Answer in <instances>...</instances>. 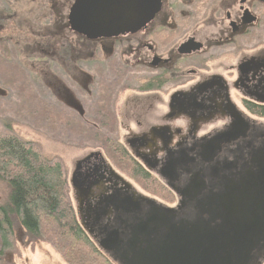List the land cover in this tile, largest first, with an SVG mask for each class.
Returning a JSON list of instances; mask_svg holds the SVG:
<instances>
[{"label":"flooded vegetation","instance_id":"1","mask_svg":"<svg viewBox=\"0 0 264 264\" xmlns=\"http://www.w3.org/2000/svg\"><path fill=\"white\" fill-rule=\"evenodd\" d=\"M49 1L59 12L56 25L46 28L44 42L30 43L37 46L32 51L41 54L38 58L54 64V73H42L41 81L66 119L109 139V145L75 143L71 147L81 153L69 169L63 166L76 220L98 250L90 232L99 228L85 224L88 216L94 220L92 210L105 197L112 201L133 190L177 208L192 179L191 159L202 164L209 142L234 126L239 129L214 151V162L235 163L237 151V164L244 169L234 174L254 172L252 152L264 140V127L248 106L264 107V0H136L151 10L149 21L136 32L109 37L73 30L78 0ZM115 1L110 0L132 2ZM12 16V0H0V43L8 44L11 56L13 21L39 34L37 18L26 25ZM6 95L0 85V97ZM246 143L250 146L240 151ZM20 245L28 253L41 251ZM21 257L22 251L9 264H30V258ZM45 259L40 264H59Z\"/></svg>","mask_w":264,"mask_h":264},{"label":"water","instance_id":"2","mask_svg":"<svg viewBox=\"0 0 264 264\" xmlns=\"http://www.w3.org/2000/svg\"><path fill=\"white\" fill-rule=\"evenodd\" d=\"M150 13L136 0L126 5L78 0L72 28L88 37L136 32ZM236 127L209 142L202 164L191 159L192 179L181 191L183 201L177 208L158 205L133 190L123 193L124 198L105 197L92 210L94 220L88 216L85 224L99 228L98 233L90 232L99 250L113 264H264V140L252 152L254 172L234 174L244 169L237 164V151L235 163L214 162V151L233 139ZM249 146L244 144L240 151Z\"/></svg>","mask_w":264,"mask_h":264},{"label":"trees","instance_id":"3","mask_svg":"<svg viewBox=\"0 0 264 264\" xmlns=\"http://www.w3.org/2000/svg\"><path fill=\"white\" fill-rule=\"evenodd\" d=\"M7 27L10 26L7 24ZM12 27V38H16V26ZM18 42L24 41L16 40L13 43L19 45ZM3 46L4 44L0 43V47ZM0 85L2 89H8L10 92L12 89L16 90L22 100H25L24 90L33 93L31 106L39 103L22 67L5 59L1 53ZM10 106L12 108V103ZM48 107L41 103L44 114L39 119L27 120L29 106L26 102H21V107L13 110L14 114L12 110H8L3 111L1 115H20L24 121L38 123V130L57 141L61 136L50 135L56 134L60 125ZM248 108L252 114L264 118V107ZM60 114L61 121H64L63 132L67 135L65 137L72 140L69 135L71 127L79 123L73 118L66 119L67 115L64 113ZM0 181L8 191L5 201L0 203V264H9L12 257L21 256L20 243L24 247H42L47 244L61 256L65 264H112L79 226L68 197L63 166L60 163H50L35 144L24 142L10 131L0 136Z\"/></svg>","mask_w":264,"mask_h":264},{"label":"rangeland","instance_id":"4","mask_svg":"<svg viewBox=\"0 0 264 264\" xmlns=\"http://www.w3.org/2000/svg\"><path fill=\"white\" fill-rule=\"evenodd\" d=\"M45 1V2H44ZM44 2V3H43ZM51 2L49 0H30V3H20L19 0H12V14L13 18L15 15L16 19L23 18L26 22V25L30 24L31 21H33L35 18H37V30L39 32L38 36L33 35V31H31L29 28H26L24 25L18 27H14L15 37L12 38V48L15 51L12 53V56L10 53L7 52L8 48L7 46H3L1 49H3V52L0 51V53L7 58L9 61H14L17 65L22 67L23 73L25 74L26 78L30 82V87L32 89V92H36V96L39 99V103L32 107L31 106V98L34 95L33 93H28L24 90V98L25 100H22V98H19V94L16 90L12 89V96L11 92L8 89L3 90L7 93V95L3 98L0 97V136L5 135L7 132H11L13 135L18 137L19 139L23 140L27 143L35 144L39 149L41 154L44 156V158L47 159L52 164L62 162L66 169H69L70 162L74 160V158L81 153L80 148L76 149L77 147H71L73 145H76L75 143L80 142V145H83L86 142L87 146H95V145H109L108 144V138L98 136L95 134L88 126L83 124L82 122H78L77 126H72V130L70 135V138L72 140H67L63 132V122L60 118V107H58L57 103L52 99L51 94L49 91H47V88L45 87V84L41 81L42 80V73H45L47 70L53 72L52 66L54 64L52 63V59L50 60H44L40 59L38 57L41 56L39 52L32 51L37 46L30 45L29 43H33L35 40L38 43H41L40 40L43 41L42 37L45 38L44 32L46 31V28H50L51 24H55L56 20L53 22L54 19H57L58 13L51 9ZM61 14V13H60ZM51 16V17H50ZM40 19V20H39ZM13 21V20H12ZM23 23V22H22ZM14 21L12 23L13 26ZM56 25V24H55ZM54 25V26H55ZM15 26V25H14ZM13 28V27H12ZM53 28V27H52ZM51 29V28H50ZM53 30V29H52ZM22 32H26L22 33ZM22 33V35H21ZM24 41L18 42L19 45L14 44V41ZM17 47H16V46ZM30 45V46H29ZM4 48L7 50L4 51ZM32 51V54H30ZM30 52V53H29ZM39 54V55H38ZM42 58V56H41ZM12 59V60H11ZM44 60V61H43ZM55 65H57L55 63ZM80 66H85V63H80ZM35 67V69L33 68ZM38 68V70L36 69ZM35 72H33V70ZM56 72V70L54 69ZM54 73V72H53ZM41 78V79H40ZM21 102H26L29 106L27 114V117H29L27 120L30 119H39L43 117L44 112L41 108V103H44V105L47 107L49 106V110L51 111L52 115H55L56 121L59 123L60 127H58L56 130V134L52 133L50 136L52 137H60V140H52L51 137H48L44 135L40 130L38 123H31L29 121H24L22 118H20V115H13V110L15 108L19 109L21 107ZM10 103H12V108L10 106ZM51 106V107H50ZM243 110L244 108L240 106ZM12 110V117L10 115H1L3 111ZM247 112V111H246ZM257 120H259L262 127H264V119H260L256 117ZM72 132H74L72 134ZM69 138V139H70ZM63 141V142H62ZM69 143H68V142ZM64 143L66 145H69L67 147H64L61 144L58 143ZM82 148V147H81ZM64 175L65 174L64 170ZM138 189V188H137ZM140 190V189H138ZM8 194L7 189L5 188V184L0 181V203L5 201L6 196ZM96 247V246H95ZM40 250H36L34 252L28 253L26 249L21 248L22 251V257L23 259L30 258V264H40L42 262L45 263V255L49 257V259L58 262L59 264H65L61 258V256L55 252L49 245H42L40 247ZM43 249V250H42ZM101 253V252H100ZM45 254V255H44ZM102 254V253H101ZM103 255V254H102ZM104 256V255H103ZM105 257V256H104ZM106 258V257H105ZM42 259V260H40ZM44 259V260H43ZM107 259V258H106ZM110 262V261H109ZM111 263V262H110ZM17 264H22L21 261H17Z\"/></svg>","mask_w":264,"mask_h":264}]
</instances>
